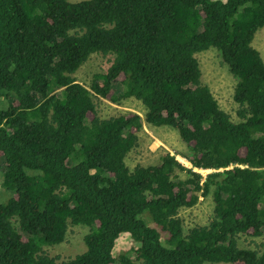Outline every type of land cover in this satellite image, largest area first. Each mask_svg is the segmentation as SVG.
<instances>
[{
  "label": "trees",
  "instance_id": "trees-1",
  "mask_svg": "<svg viewBox=\"0 0 264 264\" xmlns=\"http://www.w3.org/2000/svg\"><path fill=\"white\" fill-rule=\"evenodd\" d=\"M263 27L264 0H0V264H264ZM210 48L235 80V121L201 82ZM92 55L109 65L84 85ZM102 99L143 117H101ZM143 123L185 151L127 165ZM207 198L211 217L187 223ZM70 226L88 228L85 250L59 261L43 247Z\"/></svg>",
  "mask_w": 264,
  "mask_h": 264
},
{
  "label": "rangeland",
  "instance_id": "rangeland-1",
  "mask_svg": "<svg viewBox=\"0 0 264 264\" xmlns=\"http://www.w3.org/2000/svg\"><path fill=\"white\" fill-rule=\"evenodd\" d=\"M69 2H78L81 0H68ZM252 46L260 53L264 60V27L261 28L254 36ZM200 70L201 82L208 86L219 106L227 112L235 121L236 104L233 101V90L235 80L228 72L225 65H222L220 56L215 49L196 54ZM109 63L107 57L92 55L90 59L75 73L74 77L77 82L84 85L90 84L92 75L96 72H103L107 69ZM12 95V94H10ZM5 107V101L0 105ZM98 111L101 117L115 116L124 113L125 111H133L139 113L143 117V107L136 100H126L121 105L113 104L102 99L98 102ZM185 151V146L181 142L178 134L173 129L167 127H151L143 123L142 131L139 133L138 146L130 152L126 158V163L129 166L136 164L150 165L157 164L159 157L166 152L173 155L175 152ZM185 167H190L184 159L176 156ZM205 175L209 171H199ZM3 174V165L0 162V180ZM1 190V187H0ZM10 192L5 190L0 194V203L10 197ZM187 223H204L211 217L212 202L209 198L200 199L199 203L190 210L180 212ZM88 228L84 226H70L67 231L64 242L54 246L43 247L44 251L51 257H56L59 261L69 259L85 250L83 242L84 235ZM264 233V228H263ZM130 241V240H127ZM263 238H242L239 240V246L243 248H255L262 243ZM130 242H127L119 247V251L128 250Z\"/></svg>",
  "mask_w": 264,
  "mask_h": 264
},
{
  "label": "built area",
  "instance_id": "built-area-1",
  "mask_svg": "<svg viewBox=\"0 0 264 264\" xmlns=\"http://www.w3.org/2000/svg\"><path fill=\"white\" fill-rule=\"evenodd\" d=\"M203 174V173H202Z\"/></svg>",
  "mask_w": 264,
  "mask_h": 264
}]
</instances>
